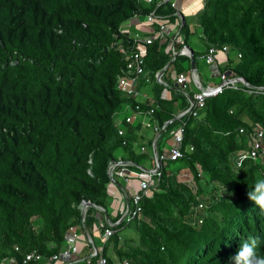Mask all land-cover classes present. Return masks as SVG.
<instances>
[{"label": "trees", "instance_id": "obj_1", "mask_svg": "<svg viewBox=\"0 0 264 264\" xmlns=\"http://www.w3.org/2000/svg\"><path fill=\"white\" fill-rule=\"evenodd\" d=\"M179 8L171 0H0V264H24L33 250L48 258L71 239V227L83 235L106 213L102 241L92 236L105 264H229L250 236L264 255V212L247 195L264 178V157L247 158L239 167L233 160L235 152L249 148L255 128H264V0H205L185 21ZM152 11L153 34L164 19L167 26L178 23L183 42L177 49L191 46L193 34L202 46L194 47L196 56L228 46L221 73L231 71L249 85L240 82L209 97L198 116L176 118L193 94L189 88V97L182 89L165 97L167 87L156 75L166 69L172 84L169 75L189 72L190 58L178 55L169 65L173 34L166 29L163 39L155 35L145 57L154 97L137 101L120 87L135 43L122 26ZM145 82L143 76L135 88ZM125 111L150 115L151 127H161L159 156L183 123V147L194 150L168 161H180L178 174L162 166L138 215L116 224L127 203L134 207L142 180L127 172L134 184L116 194L111 189L119 185L118 169L142 172L149 160L155 166L154 156L139 146L142 124L126 117L121 125ZM119 127L127 129L124 135ZM112 161L128 163L116 167L114 180ZM181 171L194 182L180 181ZM219 190V199L208 198ZM83 201L96 205L84 219ZM110 222L114 233L103 240ZM86 257L76 264H87Z\"/></svg>", "mask_w": 264, "mask_h": 264}, {"label": "built area", "instance_id": "obj_2", "mask_svg": "<svg viewBox=\"0 0 264 264\" xmlns=\"http://www.w3.org/2000/svg\"><path fill=\"white\" fill-rule=\"evenodd\" d=\"M148 3H153L155 0H146ZM167 0H159V3H164ZM158 2V0H157ZM172 6L177 7V3L175 0H171ZM178 12V15L182 19L181 14ZM155 12L152 11L146 16V21L149 25H152L155 21ZM168 19H164L158 30H155V34L146 35V36H136L135 37V43H134V49L131 51L129 57H128V63H127V71L128 73L123 76L120 80V87L126 91L127 93L134 95L135 98L139 95V90L135 88L137 81L142 78L143 76L146 77V80H150V76L148 74V71L146 69V61L145 57L148 53V45L151 44L153 41L155 35L159 38L163 39L165 37V31L167 29ZM178 25V23H176ZM172 46L168 48L169 52L176 55L177 51H179V54H184L189 56L190 51L186 46H183L180 49H177L176 46L179 45V43L183 42V35L180 33L179 30H177L172 35ZM121 51L123 53H126V50L124 48H121ZM229 53V47L223 46L221 48L212 46L208 49V51L204 55V60L207 64H214L217 63L219 60V56L221 54L227 55ZM239 56H241L239 54ZM159 72L157 73L158 77ZM220 82L216 85L210 86V87H204L201 84H197L198 90L194 93L193 97L190 99V105L189 107L183 111L178 117H181L182 115L189 113L193 116H198L199 111L202 107L205 106L206 101L209 97L216 96L223 92L225 88L228 87H237L238 83L245 84L239 77H231L227 72L220 73ZM178 85L181 87V89L188 93V89L190 88L191 79L189 78V74L187 73H181L177 76L176 79ZM247 85V84H245ZM153 112V110L151 111ZM134 115H130L126 118L128 122L133 121ZM155 133L161 132V127L158 124H155L154 127ZM241 132H244V128L241 129ZM119 133L121 135L125 134V129L123 127H119ZM185 137V123L181 124L178 128L177 132L174 134V144L171 147H167L166 151L159 156L156 147L154 144L150 148L146 150L144 146L141 147L142 152H148L151 155L154 156L155 166L151 168H143L142 172L129 170L127 168H121L118 169V174L125 178V180H129V177L127 176V172H130L132 175H137L142 177V180L140 182V192L136 193L133 197V205L134 207L131 208V205L129 203L126 204L125 208L123 209L122 216L118 219L116 222L119 223L122 220H131L132 218L136 217L138 213L141 211L140 206V200L143 196V194H148L151 188V185L154 183V175H160V169L162 166L167 165L169 160H176L178 158L183 157L186 153L191 152L194 150V147L192 145L183 147ZM249 148L248 149H242L239 150V152L234 153V163L236 167H239L243 161L247 158H253L257 159L259 157H264V128L261 126H258L255 128L254 134L252 139L249 142ZM151 151V152H150ZM117 161H112L109 166V174L111 178L114 176L116 172V167L119 165ZM182 172V171H181ZM181 175L188 176V179H186L188 182H194V176L189 175L186 171L182 172ZM179 175V177L181 176ZM181 181V180H180ZM185 181V180H183ZM85 201L82 203V208L85 207ZM201 206V205H200ZM101 210L103 208L100 207ZM110 226L105 229V231L102 234L103 240H106L110 235L114 233L113 229L111 228L113 225H116L115 223H109ZM70 234H71V240H68L65 246L62 248V250L56 254H53L52 256L45 258L42 254L39 252L33 250L28 252L24 257V264H34V262H40L45 261L48 264H60L63 259H66L67 261H77V254L80 252L81 244L84 243L91 247L90 255H88L87 258V264H105L106 260L105 258L100 254L102 252V246H97L87 231L81 235L77 232L75 227L70 228ZM16 249H19L16 247ZM97 258L96 261H93V258Z\"/></svg>", "mask_w": 264, "mask_h": 264}, {"label": "crops", "instance_id": "obj_3", "mask_svg": "<svg viewBox=\"0 0 264 264\" xmlns=\"http://www.w3.org/2000/svg\"><path fill=\"white\" fill-rule=\"evenodd\" d=\"M176 3L180 5V11H181V16H188V15H194L196 14L198 11H200L205 3V0H175ZM181 1V3H180ZM191 28L192 31L194 33L195 28V23L191 24ZM194 28V29H193ZM167 29L170 33H175L178 30V26L176 23H173L171 25L167 26ZM122 31L127 33L128 35L134 36L136 37L138 36H148L153 34V28L150 27V25L147 23L146 18L145 17H141V16H136L133 19L127 21L126 23L123 24L122 26ZM197 32V31H196ZM180 44V43H179ZM200 41H199V37L197 36V34H193L192 35V43H191V47L194 50V47H198L199 50H202V46H200ZM186 46H190V45H186ZM195 52V51H194ZM202 53V52H201ZM172 54V53H171ZM178 55H184V54H179V51H177V54L174 55L172 54V59H175ZM187 56V55H185ZM198 60H197V64H198V75H199V82L198 84H201L204 87H210L213 85H216L218 83H214L212 80H210V78H216V77H220V73H221V66L226 64L227 61L229 60L228 56L225 54H221L219 56V60L217 63L214 64H207L204 60V54L202 53L201 55H198ZM190 58V56H189ZM171 59V60H172ZM190 64V62H189ZM166 71V70H165ZM189 74V78L192 80L191 84H190V90L189 92H191L193 95L194 93L198 90V86L195 83L196 81L193 79L191 70L189 69V72H187ZM229 75L231 73V71L227 72ZM167 76V75H166ZM170 78L168 80H170L169 82H172V84H169L168 82H166L167 80L165 79V72L162 76V79H158L157 81L162 83L161 80L163 81V84L166 85L167 90L164 93L165 97H168L169 99L172 98L173 95L177 94V92H179V90H181V87L178 85L177 81H176V75L175 74H171L169 75ZM141 83V81H140ZM139 84V83H138ZM140 86V84H139ZM154 84L151 82V80H146V82L143 84L142 86H140L139 89V95L136 98L137 101L144 103L147 100H150L154 97ZM183 91V90H182ZM184 92V91H183ZM189 92L185 93V95H188L189 97ZM192 97L189 98V100ZM180 112V111H179ZM177 113L176 118H179L178 116L181 113ZM183 112V111H182ZM130 114L128 111H125L124 114H121L120 118L123 119L121 120V125H124V118L128 117ZM134 122H140L141 125V137L143 139V143H140L139 146H146L148 147V141H152L154 144L155 141H157L158 136L160 135V133H155L154 132V128L151 127V117L150 115H141V114H135L134 115ZM127 129H125L126 131ZM167 147H165V151H166ZM151 157V155H150ZM121 159V158H120ZM122 160V159H121ZM122 165H128L127 162H118ZM152 167V160H149L146 162V164L144 165L143 168H151ZM128 169H130L128 167ZM116 183H118L119 185H116V187H112V191L114 190V193L119 194L118 190H120L121 192L125 193V189L123 188L124 186H127V184L130 183V180H125L124 177L119 175V182H117V180H115ZM131 185H133L134 183H130ZM124 185V186H123ZM131 187V186H130ZM126 194V193H125ZM124 198V197H122ZM112 200H114V197L112 198ZM109 213L112 214L113 216L116 215V209L114 206L110 205L109 208ZM108 213H106L105 215H103V218L101 217V215L98 214L97 216V221L95 223H92V225L88 228V233H90L91 236H93V234H95V238L100 239L101 240V236H100V229H101V225L103 221H109L108 220ZM71 240V239H68ZM102 241V240H101ZM100 242V241H99ZM67 243V242H66ZM90 250V248L88 246H86V244L82 243L81 247H80V252L79 254H77V261H67L60 264H76V262L81 261L84 257H86V254L88 253V251ZM4 264H16V261L13 259H9L8 261L4 262ZM35 264H48L46 263H35Z\"/></svg>", "mask_w": 264, "mask_h": 264}, {"label": "clouds", "instance_id": "obj_4", "mask_svg": "<svg viewBox=\"0 0 264 264\" xmlns=\"http://www.w3.org/2000/svg\"><path fill=\"white\" fill-rule=\"evenodd\" d=\"M247 195L264 212V178L257 179ZM257 247L255 237L241 240L236 252L229 258V264H264V255L257 251Z\"/></svg>", "mask_w": 264, "mask_h": 264}, {"label": "water", "instance_id": "obj_5", "mask_svg": "<svg viewBox=\"0 0 264 264\" xmlns=\"http://www.w3.org/2000/svg\"><path fill=\"white\" fill-rule=\"evenodd\" d=\"M182 20L185 21V17L182 16ZM189 51H190V70H191V73H192V76H193V79L196 81L195 83L198 84V78H199V73H198V64H197V60H198V57L195 55V52L193 50V48L191 46H186ZM174 61V59H172L170 62H169V65ZM166 69H163L162 71L159 72L158 74V79H162V76L164 74ZM239 79H241L245 84L249 85L247 79L245 77H239ZM161 82L163 83V81L161 80ZM154 146H156V141L154 143ZM112 179L114 180V178L112 177ZM115 181V180H114ZM85 207L82 208V211H83V218L85 217V214H86V210L89 206H94L96 207V205L90 201H85ZM100 208V207H98Z\"/></svg>", "mask_w": 264, "mask_h": 264}, {"label": "rangeland", "instance_id": "obj_6", "mask_svg": "<svg viewBox=\"0 0 264 264\" xmlns=\"http://www.w3.org/2000/svg\"><path fill=\"white\" fill-rule=\"evenodd\" d=\"M178 26V25H177ZM188 65V64H187ZM210 80H212L214 83H219L221 80H220V77L218 78V77H216V78H210ZM171 140V142H169L168 144H167V147H171L173 144H174V139L172 138V139H170ZM239 152V151H238ZM234 157V156H233ZM235 158V157H234ZM179 166H180V161H178V162H169V165H166L165 167H167V169L169 170V171H171V172H173V173H179L180 171L178 170V168H179ZM189 173V172H188ZM189 175H190V173H189ZM186 179H188V176H185V175H181L180 177H179V180H181V181H183V180H186ZM206 194H208V193H206ZM224 194V192L223 191H215V192H213V193H210V194H208V198H212V199H219V197H221L222 195ZM96 240H97V242H99V239H97V238H95ZM95 240V241H96Z\"/></svg>", "mask_w": 264, "mask_h": 264}]
</instances>
